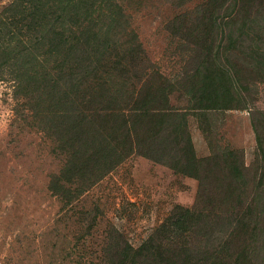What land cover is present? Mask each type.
Returning <instances> with one entry per match:
<instances>
[{
    "label": "trees",
    "instance_id": "1",
    "mask_svg": "<svg viewBox=\"0 0 264 264\" xmlns=\"http://www.w3.org/2000/svg\"><path fill=\"white\" fill-rule=\"evenodd\" d=\"M253 1L207 0L198 7L195 26L204 31L197 39L209 38L197 70L183 78L180 94L188 106L182 108L169 102L175 85L151 80L155 73L137 78V88L113 85L112 70L143 62L130 52L129 59H114L117 41L111 38L126 29L116 0H12L0 14V70L8 71L13 99L26 101L19 105L29 111L46 103L47 109L35 110L43 117L64 116L66 135L74 133L71 142L88 155L76 164L78 152L67 151L63 169L75 174L78 187L71 191L61 180L51 188L65 194V205L134 152L199 181L193 206H174L138 247L114 229L100 264H264L256 251L257 238L264 243V134L258 123L253 129L261 170L253 184L243 181L235 151L197 158L187 123L188 112L247 107L241 91L250 82L242 87L238 68L244 65L249 77L254 65L264 69V37L261 46L252 38L264 12L257 16ZM91 155L102 168L79 178L75 172L91 166Z\"/></svg>",
    "mask_w": 264,
    "mask_h": 264
},
{
    "label": "rangeland",
    "instance_id": "2",
    "mask_svg": "<svg viewBox=\"0 0 264 264\" xmlns=\"http://www.w3.org/2000/svg\"><path fill=\"white\" fill-rule=\"evenodd\" d=\"M11 1L0 0V14ZM116 1L125 14L126 29L111 38L117 41L114 59H129L130 52L143 62L127 65V70H112L113 85L137 88L142 81L137 78L148 79L155 73L151 80L162 77L176 87L170 104L187 107V98L180 91L186 88V74L197 70L209 38L197 39L204 27L195 26L196 11L207 0ZM253 3L257 16L264 12V0ZM254 27L253 42L261 46L264 20ZM238 69L242 83L250 82L248 90L241 91L247 107L210 110L205 115L188 112L187 123L197 158L235 151L243 163V181L253 184L261 170L253 122L264 134V69L254 65L253 77L244 65ZM0 72V79H5L0 80V264H100L103 249L116 236L114 229L136 248L174 206H193L197 179L137 152L65 205V194L56 195L51 188L58 189L61 180L60 184L71 191L78 187L73 182L75 174L63 169L67 151L78 152L72 157L76 164L88 155L79 153L76 141L71 142L74 133L66 135L64 116L37 114V110L47 109L43 106L46 103L30 107V111L19 105L26 101L16 103L8 71ZM124 76L132 79L126 81ZM89 161L91 166L76 171V176L98 174L102 167L95 163L96 156H89ZM258 239L256 251L262 256L264 243Z\"/></svg>",
    "mask_w": 264,
    "mask_h": 264
}]
</instances>
